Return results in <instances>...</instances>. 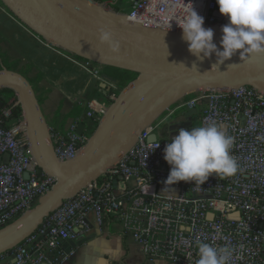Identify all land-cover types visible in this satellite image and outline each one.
Listing matches in <instances>:
<instances>
[{
  "label": "built area",
  "instance_id": "1",
  "mask_svg": "<svg viewBox=\"0 0 264 264\" xmlns=\"http://www.w3.org/2000/svg\"><path fill=\"white\" fill-rule=\"evenodd\" d=\"M127 1L124 14L142 25L183 31L178 22L192 6L204 17V27L229 22L217 0ZM105 3L121 12V0ZM67 58L105 84L93 63ZM15 103L12 99L8 106H0V230L32 209L56 183L28 151L22 118L10 121L13 108L18 107ZM198 106H203L198 127L216 123L234 138L231 155L239 171L228 178L213 174L201 186L183 181L166 185L171 166L164 150L177 135L162 136L161 127L172 116ZM107 108V103L90 102L63 134L51 133L52 150L59 161L74 160L82 152L90 138L88 123H99ZM166 114L144 129L114 169L64 201L12 249L8 256L13 264H68L75 250L65 249V243L76 241L90 227L89 218L98 229L118 226L150 264H197L198 242L235 249L230 264H264V96L248 87L203 92L178 102ZM80 124L85 125L81 135L77 134ZM151 135L156 136L154 142H148ZM5 155L7 163L2 159Z\"/></svg>",
  "mask_w": 264,
  "mask_h": 264
},
{
  "label": "water",
  "instance_id": "2",
  "mask_svg": "<svg viewBox=\"0 0 264 264\" xmlns=\"http://www.w3.org/2000/svg\"><path fill=\"white\" fill-rule=\"evenodd\" d=\"M0 2L13 19L53 49L100 67L138 75L113 97L82 152L74 160L61 162L52 150L51 132L28 78L17 71L0 68V91L10 90L15 96L28 151L38 168L56 180L32 209L0 230V256L32 235L64 201L114 169L144 129L185 97L240 87L254 89L264 96V55L245 54L240 59L237 54L217 65L213 54L201 61L189 52L188 44L182 39L183 31L134 23L124 13L93 0ZM222 27L205 26L214 30L218 48ZM101 28L111 31L119 41L118 55L100 42ZM195 113L193 109L184 114L190 122ZM84 129L85 125L80 124L77 134L81 135ZM155 140V135L148 138V142ZM2 159L7 163L8 155Z\"/></svg>",
  "mask_w": 264,
  "mask_h": 264
},
{
  "label": "clouds",
  "instance_id": "3",
  "mask_svg": "<svg viewBox=\"0 0 264 264\" xmlns=\"http://www.w3.org/2000/svg\"><path fill=\"white\" fill-rule=\"evenodd\" d=\"M217 3L220 13L229 21L221 29L220 48L223 50L214 43V30L204 27V17L192 6L185 19L178 22L189 52L201 61L215 54L217 65L224 64L237 54L240 59L245 54L264 55V0H217ZM99 40L113 54L120 53V43L111 31L101 28ZM233 144L234 138L216 123L194 127L191 131L180 129L164 150V159L171 166L166 185L183 181L201 186L213 174L222 178L234 177L239 171V164L231 155ZM159 147L158 144L156 148ZM197 246V264H230L235 251L204 242H198Z\"/></svg>",
  "mask_w": 264,
  "mask_h": 264
},
{
  "label": "crops",
  "instance_id": "4",
  "mask_svg": "<svg viewBox=\"0 0 264 264\" xmlns=\"http://www.w3.org/2000/svg\"><path fill=\"white\" fill-rule=\"evenodd\" d=\"M14 23L16 22L11 15L0 6V32L1 28L5 31L13 30L16 27ZM19 34L12 33L3 38L0 34V57L4 58L1 60L8 61L7 53L4 51L14 41L28 37L22 31ZM52 55L55 59L52 67L49 65L43 70L34 65L26 78L29 80L36 75L42 76L34 89L36 96L43 98L41 105L43 117L51 133L63 134L72 119L87 111L90 102L107 103L111 83L108 79H104L105 84H101L97 78L88 76L82 68L68 60L67 56L54 51ZM27 64H20L19 67L23 68ZM12 71L18 72V70ZM202 110L203 106H198L197 113L191 117L190 122L185 112L172 116L162 125L161 135L165 137L178 135L182 128L191 131L194 127H198ZM88 221L90 227L80 232L76 241L65 243V249L75 250L68 264H150L145 260L139 247L129 236H124L118 226L98 229L92 218ZM0 264H13V261L6 255L0 257Z\"/></svg>",
  "mask_w": 264,
  "mask_h": 264
},
{
  "label": "rangeland",
  "instance_id": "5",
  "mask_svg": "<svg viewBox=\"0 0 264 264\" xmlns=\"http://www.w3.org/2000/svg\"><path fill=\"white\" fill-rule=\"evenodd\" d=\"M128 8H129V2L127 0H121V7H120L121 12L126 13L128 11ZM14 24L16 27L11 31H5L3 28H1L0 34H2L1 35L2 38L5 35H7V36L12 35V33L19 34L20 31H22L28 37H27V39L26 38L17 39V41H14L13 44L10 45L9 48L4 51L5 53H7L8 61L1 60L4 58L0 57V68H5V69H9V70H18L22 74H26V72L28 71V67L23 66V68H20L19 67L20 64H24V63L27 64L28 63V64H31L33 66L37 65V67H39L43 70L45 68H47L49 65H50V67H52L51 65L55 60L53 55H52L53 54V51H52L53 48L51 46L47 45L43 41H41L43 44L40 43L39 41H36L35 38H33L31 35H29V33H27L25 31L24 27H21V26L18 27L17 23H14ZM1 51H3V49ZM54 52H57V51H54ZM61 54H63V53L61 52ZM63 56H68V55L63 54ZM68 57L71 58L72 56H68ZM94 66L98 70L99 75H100L101 67L97 66L95 64H94ZM88 76H90V75H88ZM100 77L103 78V76H101V75H100ZM34 92H35V90H34ZM40 98L43 99L42 97H40Z\"/></svg>",
  "mask_w": 264,
  "mask_h": 264
},
{
  "label": "trees",
  "instance_id": "6",
  "mask_svg": "<svg viewBox=\"0 0 264 264\" xmlns=\"http://www.w3.org/2000/svg\"><path fill=\"white\" fill-rule=\"evenodd\" d=\"M93 1H95L97 3H105V0H93ZM0 6L3 7V5H2L1 2H0ZM111 8L113 10L119 12V9H117L116 7H111ZM63 54L68 55L66 53H63ZM68 56H70V55H68ZM73 58L76 59V60H78V61H83L80 58H76V57H73ZM25 66L28 67V71L26 72V74H22L20 71H18V73L21 74L22 76H24L26 78L27 74L33 69V65L27 64ZM100 75L103 76L104 79H108L110 81L111 85H113V87H114V89L113 88H110V91L107 94L108 95L107 96V105L108 106L112 103V100L109 97H112V96L116 97V96H118V94L120 93V91L123 90L129 83H131V81L135 80L137 78V76H138L134 72L126 71V70H121V69L113 68V67H101ZM41 79H42V76L41 75H36L33 79H29V84L33 88H36L37 83H39V81ZM191 97L192 96L185 97L181 101H186V100H188ZM12 99L15 100V96H14V94H13L12 91H10V90H1L0 91L1 108H4V107L8 106L10 100H12ZM38 102H39L40 105H42L43 99L39 98L38 99ZM174 106H172L171 109H173ZM166 115H167L166 113H164L163 115H161V117L155 122V124L158 123L161 120V118L163 119ZM20 117H21V110H20V108L19 107L13 108L12 115H11V117H9L10 121H16L18 119H21ZM97 126H98V123L96 121L95 122H89L88 123V125H87V127H88V134L90 136L93 134V132L95 131V129L97 128ZM11 252L12 251H9L6 254H3L2 256L10 255ZM2 256H0V257H2Z\"/></svg>",
  "mask_w": 264,
  "mask_h": 264
},
{
  "label": "flooded vegetation",
  "instance_id": "7",
  "mask_svg": "<svg viewBox=\"0 0 264 264\" xmlns=\"http://www.w3.org/2000/svg\"><path fill=\"white\" fill-rule=\"evenodd\" d=\"M117 9H119V7H116ZM34 89V88H33ZM37 99H38V97H37Z\"/></svg>",
  "mask_w": 264,
  "mask_h": 264
}]
</instances>
